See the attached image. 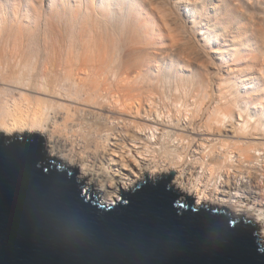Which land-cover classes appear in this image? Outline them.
<instances>
[{"label":"bare ground","instance_id":"1","mask_svg":"<svg viewBox=\"0 0 264 264\" xmlns=\"http://www.w3.org/2000/svg\"><path fill=\"white\" fill-rule=\"evenodd\" d=\"M114 3L63 0L49 33L0 49V131L40 132L110 204L145 178L169 176L187 196L264 227V89L212 85L195 64L188 74L180 57H154L161 38L181 44L177 29L148 13L111 21Z\"/></svg>","mask_w":264,"mask_h":264},{"label":"water","instance_id":"2","mask_svg":"<svg viewBox=\"0 0 264 264\" xmlns=\"http://www.w3.org/2000/svg\"><path fill=\"white\" fill-rule=\"evenodd\" d=\"M35 135L0 133V264H264V227L185 197L181 181L165 196L146 179L110 204ZM210 215L238 217L247 243H214Z\"/></svg>","mask_w":264,"mask_h":264},{"label":"rangeland","instance_id":"3","mask_svg":"<svg viewBox=\"0 0 264 264\" xmlns=\"http://www.w3.org/2000/svg\"><path fill=\"white\" fill-rule=\"evenodd\" d=\"M61 3H63V0L62 2L61 0H0V25L2 24L0 27V32H2L0 33V45H2L3 39V44H5L3 45L5 48L3 49V46H0V49L3 50V53L7 55L8 52H10L9 47H11V49L15 47V42L24 41L27 40V38L32 39L37 36L39 37L40 34L45 35L49 33L48 28L50 25L56 24L57 22V20H55L56 16L54 15L56 9L63 7ZM136 3L138 7L131 9L127 6L128 0H118V4L114 3L111 6L109 14L110 20H125L127 16L125 14L130 12L137 18H140L142 13H148L155 24H167L176 28L178 31L176 34L180 35L179 41L181 44L185 45L189 43V46H193L192 48L188 47V45L182 47L181 44H178V46L177 43L166 47L160 46L159 50L155 48L152 50L154 57H158L164 53L173 55L177 58L180 57V59L188 65L187 69H183V71L188 74L190 72L188 70L192 69L191 65L195 64L194 68L198 71V75L201 78L207 79L212 85L217 79H222L224 82L230 83L235 87L237 86V90L246 91L247 94L249 92L253 93V89H255V92L259 91V93L264 89V0H220V5L215 7V15H210L206 10L201 11L197 14V19L193 20L191 24L187 23L184 17L173 8V0H147V2H145V0H136ZM120 16L122 17L120 18ZM216 25H220L219 31H213ZM36 27L38 31L34 33V28ZM44 31H46L45 34ZM203 31H206V38L211 32L212 46L214 48L218 47L219 49L217 50L220 52L213 55V53L209 51V48L206 47L200 36L197 35L198 32ZM3 33L5 34L3 35ZM32 33L35 34V36ZM9 35H11L10 38L8 37ZM11 39L13 40L11 41ZM185 47L187 48L185 49ZM182 48L183 50L181 51ZM199 49L200 51H198ZM184 50L185 52L188 51L186 52L188 54L191 51L193 54H190L196 58L198 56L201 60H197L192 55L186 54L192 57V62L191 58L188 56L185 57L183 53ZM1 53L2 52H0V55ZM3 53L2 55H4ZM180 53H183L184 56L182 57L183 54L181 55ZM1 57L3 59L4 56H0V58ZM186 58H189L188 61H185ZM2 59L0 60L3 61L4 59ZM251 66H254V68L251 69ZM0 67L1 70L4 68H2L1 64ZM219 73L221 74L219 75ZM237 74H240L242 78H244V81L243 79L241 80ZM2 85L0 84V86ZM0 133L10 138L15 136V134H19L18 132L6 134L2 131H0ZM28 133H36V137H42L38 131ZM57 158L67 164L61 157L57 156ZM69 167L71 170L77 172L75 166ZM155 178L152 182L155 181ZM146 179L147 178H145V180ZM145 180L137 182L135 186ZM95 190L97 191V189ZM185 197H187L186 194ZM188 197L195 200L193 195ZM202 204L203 206L218 208L220 210L223 209L224 211L230 212L229 209L225 207L211 205L207 202H202ZM241 218L246 217L241 216ZM257 227H259V225H257Z\"/></svg>","mask_w":264,"mask_h":264},{"label":"snow or ice","instance_id":"4","mask_svg":"<svg viewBox=\"0 0 264 264\" xmlns=\"http://www.w3.org/2000/svg\"><path fill=\"white\" fill-rule=\"evenodd\" d=\"M147 2V0H145ZM220 5V0H173V8L178 11L185 19V21L189 24L193 22V20L197 19V14L201 11H208L210 15H215V7ZM129 8L135 9L138 7L136 0H128ZM220 25H216L213 31H219ZM201 40L205 43L206 47L209 48V51L213 54L218 53L217 49L212 46V38L211 32L208 37H205L204 32L197 33ZM161 46L166 47V43L161 38ZM189 71H191L189 69ZM169 176H157L155 178L154 188L157 190H162L163 194L166 196L170 190L176 188V185L169 183ZM179 191V189H176ZM119 199V197H116ZM127 203V201H124ZM200 218H202V214H198ZM211 231H212V239L214 243H217L223 247H228L233 244L238 243H247L248 240V229L245 224L239 221L238 217L221 218L218 216H211ZM257 252L260 254H264V248L257 249Z\"/></svg>","mask_w":264,"mask_h":264}]
</instances>
